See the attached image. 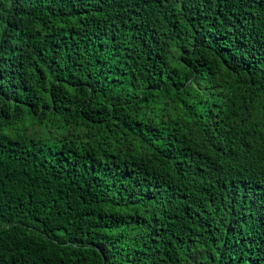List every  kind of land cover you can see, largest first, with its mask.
Instances as JSON below:
<instances>
[{
  "label": "trees",
  "instance_id": "trees-1",
  "mask_svg": "<svg viewBox=\"0 0 264 264\" xmlns=\"http://www.w3.org/2000/svg\"><path fill=\"white\" fill-rule=\"evenodd\" d=\"M0 264H264V0H0Z\"/></svg>",
  "mask_w": 264,
  "mask_h": 264
}]
</instances>
